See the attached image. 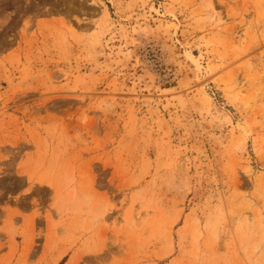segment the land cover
<instances>
[{
	"label": "rangeland",
	"instance_id": "374dc122",
	"mask_svg": "<svg viewBox=\"0 0 264 264\" xmlns=\"http://www.w3.org/2000/svg\"><path fill=\"white\" fill-rule=\"evenodd\" d=\"M0 264H264V0H0Z\"/></svg>",
	"mask_w": 264,
	"mask_h": 264
},
{
	"label": "bare ground",
	"instance_id": "6f19581e",
	"mask_svg": "<svg viewBox=\"0 0 264 264\" xmlns=\"http://www.w3.org/2000/svg\"><path fill=\"white\" fill-rule=\"evenodd\" d=\"M191 59H193V60H196V58H195V57H193V56H191Z\"/></svg>",
	"mask_w": 264,
	"mask_h": 264
}]
</instances>
